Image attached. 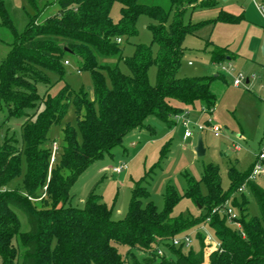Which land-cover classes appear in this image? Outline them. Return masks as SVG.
I'll return each instance as SVG.
<instances>
[{"label": "trees", "instance_id": "trees-1", "mask_svg": "<svg viewBox=\"0 0 264 264\" xmlns=\"http://www.w3.org/2000/svg\"><path fill=\"white\" fill-rule=\"evenodd\" d=\"M26 1L33 14L0 61V108L6 110V119L22 120L20 142L13 137L0 142V264H264V190L250 179L254 164L242 174L230 167L226 192L220 187L217 170L208 165L198 181L188 180L182 196L168 186L159 211L147 200L146 189L136 185L120 221L111 219V211L94 192L87 195L81 209L67 205L75 179L90 164L121 147L129 133L149 131L145 124L149 116L172 123L184 107L195 103L204 113L213 112L216 97L210 84L221 75L179 78L177 73L185 53L183 41L195 35L198 26L185 21L186 13L214 8V2L167 0L168 9L164 10L144 0ZM114 3L120 5L117 22L109 17ZM53 4L55 13L37 21ZM141 15L151 21L147 29L156 52L152 54L151 45H136L131 57L122 59L116 41L135 35ZM241 18L219 11L216 21L238 24ZM0 22L14 34L2 0ZM94 53L117 56L128 74L116 66L98 65ZM208 55L211 63H220L228 51L211 44ZM67 58L77 72L89 75L91 98L66 84L49 94L53 86L50 77L56 75L55 82L63 81ZM152 65L156 74L150 85L147 71ZM38 84L48 86L42 96L37 93ZM69 103L75 126H65L61 143L52 142L48 147V132L60 124ZM53 144L57 150L50 162ZM22 162L25 169L20 188L9 191L5 187L20 174ZM200 184L205 187L204 195L199 192ZM244 188L259 216L245 213L242 198L240 204L233 202L238 217L230 219L226 203ZM181 197L203 213L196 218L170 217ZM16 212L25 217L27 231H20ZM204 226L212 231L217 245L209 254L199 233L195 235L196 250L173 245L172 241L187 236V231L196 232ZM120 247L125 249L123 256Z\"/></svg>", "mask_w": 264, "mask_h": 264}, {"label": "rangeland", "instance_id": "rangeland-1", "mask_svg": "<svg viewBox=\"0 0 264 264\" xmlns=\"http://www.w3.org/2000/svg\"><path fill=\"white\" fill-rule=\"evenodd\" d=\"M43 1V0H39ZM214 2V8L186 13L185 21L198 25L195 35L186 36L183 41L185 53L180 61L177 76L179 78L211 77L215 78L210 89L216 97V105L211 114L200 110L198 104L184 107L187 114L182 125L179 118L172 123H162L149 116L145 124L150 130L140 129L129 133L121 147H116L110 155L90 164L73 182L68 191L67 205L81 209L83 201L90 192L100 197L111 211V219L120 221L124 218L132 191L136 185L146 189L147 200L159 211L163 208V195L168 186L178 196H182L189 179L198 181L204 168L212 165L217 170L220 187L226 192L230 186L227 171L234 167L238 172L245 173L256 163L258 155L264 156V56L261 46L264 40V0H204ZM14 34L0 22V61L8 55L16 41V36L23 33L28 16L33 12L26 0H2ZM148 5H158L168 9L167 0H144ZM259 7L262 9L260 10ZM120 5L114 3L109 12L112 22H117ZM56 5L47 7L37 21L55 13ZM223 11L233 16H241L238 24H225L216 21L218 12ZM150 19L144 15L135 23V35L128 39L121 38V58H129L136 45H151L154 55L156 45L151 44V34L147 29ZM211 44L226 48L228 55L220 63H211L208 52ZM98 65L108 68L117 67L123 74H128L126 67L117 56L104 57L94 53ZM64 66L63 81L55 82L56 75H51L53 84L49 94H55L64 84L75 92H83L91 98V81L87 73L77 72L73 62L67 58ZM156 68L150 66L147 79L150 85L155 82ZM241 78L239 86L233 80ZM247 81V83H245ZM47 85L38 84L36 90L42 96ZM7 117L4 108H0V142L5 137H13L20 142L21 118ZM217 128V136L206 121ZM75 126V115L71 103L67 105L65 115L59 125L52 126L48 132L47 146L52 142L61 143V131L65 126ZM202 130H199L198 128ZM188 130L190 136L184 138ZM200 137L204 154L197 157L194 148ZM58 161V154L56 155ZM259 171L255 182L264 190V159L258 162ZM120 167L117 173L114 168ZM24 164L20 174L5 188L9 191L19 190L24 173ZM201 195L206 193L203 184L199 185ZM245 199V213L249 217H258L259 213L254 200L244 188L242 193H235L226 203V208L238 217L239 211L233 202L240 204ZM146 200L144 201V203ZM38 207V204H35ZM185 197L173 206L170 217L183 216L196 218L203 210ZM20 223V231H27L25 217L16 212ZM236 226V225H235ZM196 233L202 235L210 250L216 248V241L209 227L187 231L189 246L197 249ZM180 239V238H179ZM120 255L125 249L118 248Z\"/></svg>", "mask_w": 264, "mask_h": 264}, {"label": "built area", "instance_id": "built-area-1", "mask_svg": "<svg viewBox=\"0 0 264 264\" xmlns=\"http://www.w3.org/2000/svg\"><path fill=\"white\" fill-rule=\"evenodd\" d=\"M259 9L261 10L262 8L259 7ZM116 42H117V43H120V40L118 39ZM64 64L67 65V62H64ZM240 83H241V78H236V79L233 80V85L236 86V87L239 86ZM202 112H204V111H202ZM186 116H187V114H186L185 112H183L182 114L178 115V116L176 117V119L179 118L181 124H182V125H185V121H184V119L186 118ZM206 126H207V127H208V126L211 127V129H212L213 132H214V135L217 136V128L211 123V120H210V119H208V120L206 121ZM198 129H199V130H202L200 127H199ZM189 136H190L189 131H188V130H185V132H184V136H183V137H184V138H188ZM56 150H57V147H56L55 144H53V145H52V156H51L50 162H53L54 154H55ZM263 159H264V156H263L262 154H259V155H258V158H257V161H258V162H262ZM257 161H256V163H255L254 166H253V169H252V172H251V175H250V179L255 178V176H257V175L259 174V173H258V171H259V165L257 164ZM120 170H121L120 167H118V168H114V169H113V172H114V173H117V172H119ZM226 213H227V215L229 216L230 219H234V218H236V216H234V215L231 213V211H230L229 209L226 210ZM236 226H237V225H236ZM172 243H173V245L176 246V247L179 246V245H184V246L187 247V246H189V244H190V240L188 239L187 236H184V237H182V238H180V239H174V240L172 241ZM216 247H217V245H216ZM215 249H216V248H215ZM158 254H160V251H158Z\"/></svg>", "mask_w": 264, "mask_h": 264}, {"label": "water", "instance_id": "water-1", "mask_svg": "<svg viewBox=\"0 0 264 264\" xmlns=\"http://www.w3.org/2000/svg\"><path fill=\"white\" fill-rule=\"evenodd\" d=\"M261 53L264 56V40L261 46ZM247 83V81H245ZM194 152L197 157L202 156L204 154L203 148H202V143L200 137L197 138L196 146L194 148ZM204 260H207V256L204 255Z\"/></svg>", "mask_w": 264, "mask_h": 264}]
</instances>
